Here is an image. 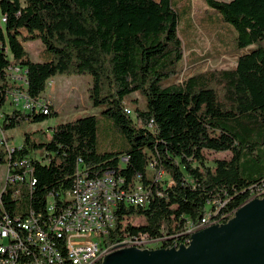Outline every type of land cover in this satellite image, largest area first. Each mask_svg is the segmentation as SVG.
<instances>
[{
	"label": "trees",
	"instance_id": "trees-1",
	"mask_svg": "<svg viewBox=\"0 0 264 264\" xmlns=\"http://www.w3.org/2000/svg\"><path fill=\"white\" fill-rule=\"evenodd\" d=\"M205 1L234 27L236 47L249 51L234 67L169 83L181 74L184 57L170 0H0V17L6 18L0 28V111L13 91L36 101L48 79L50 84L58 75H89L92 105L104 107L129 144L125 152L98 153L94 115L58 123L40 142L31 139L34 132H25L11 158L40 150L45 161L33 157V188L21 187L17 196L12 195L17 186L2 192L7 213L42 210L52 189L67 193L81 159L91 175L115 170L126 185L149 188L147 206L113 208L114 225L102 244L166 237L167 247L183 241L208 204L218 217L228 214L226 222L253 190L264 187V0ZM37 39L48 54L43 61L31 60L22 44ZM16 66L25 70V85L9 82L8 68ZM133 93L145 99V109L136 108L134 116L124 110ZM46 105L47 114L13 107L3 115L0 131L54 116L52 104ZM225 151L229 158L206 164L207 152ZM6 157L0 144V165ZM242 157L254 166L248 174L241 171ZM150 158L164 172L162 179L155 180ZM133 217L144 223L133 224Z\"/></svg>",
	"mask_w": 264,
	"mask_h": 264
},
{
	"label": "built area",
	"instance_id": "built-area-1",
	"mask_svg": "<svg viewBox=\"0 0 264 264\" xmlns=\"http://www.w3.org/2000/svg\"><path fill=\"white\" fill-rule=\"evenodd\" d=\"M5 22L6 18L0 17V28H3ZM5 53L8 54L6 50ZM8 78L15 81L18 79L19 83L23 81V85L26 84L25 70L19 66L8 68ZM46 85H50L49 79ZM10 95L14 96L15 105L21 102L25 110L34 107L43 114L49 112L46 101L42 98L31 101L17 90ZM124 110L128 114V109ZM148 127H152L151 122ZM0 133L3 137V132ZM2 139L0 144L7 152L8 162L0 195L6 188L18 185L33 188L37 183L36 177L33 176V157L26 155L12 159L10 154L14 148H9ZM125 163L126 160L121 159L119 166L124 167ZM149 164L154 168L155 180L162 179L164 172L157 167L156 159L150 158ZM168 184H171V180ZM21 190L14 188L12 195H19ZM148 195L149 188L145 184L128 186L125 178H120L115 170L105 171L98 176L91 175L82 160L78 159L69 195H61L57 188L50 190L42 210H30L23 216L10 215L3 209L0 198L1 264H96L104 252H111L113 249L164 247L163 240L166 237L134 243H120L115 240L102 244V237L107 236L109 227L114 225L113 208L118 204L125 207L147 206ZM263 196L264 187L253 190L252 197L248 200ZM217 215L216 210L208 209L199 223L184 231L182 242L173 240L167 247L178 248L181 244L187 245L192 233L222 223V220L228 217V214L220 217Z\"/></svg>",
	"mask_w": 264,
	"mask_h": 264
},
{
	"label": "rangeland",
	"instance_id": "rangeland-1",
	"mask_svg": "<svg viewBox=\"0 0 264 264\" xmlns=\"http://www.w3.org/2000/svg\"><path fill=\"white\" fill-rule=\"evenodd\" d=\"M172 8L177 12L178 23L177 30L182 41L184 57L181 60L182 72L177 78L169 81H182L185 78L198 74L204 70L214 68H231L236 64V59L239 55L248 52V48L238 49L234 38L236 31L234 27L222 20L220 13L210 7L205 0H170ZM228 1V0H223ZM26 55L33 61H43L47 59L48 54L44 51V47L40 40H32L23 42ZM70 77L74 80V90L70 86H66L65 92L58 84L59 78ZM16 79V78H14ZM10 82L19 83L13 79ZM56 81L55 93H48V87ZM91 82L89 75H58L51 79L49 86L42 96V100L52 104L54 102V116L47 118L44 121L30 123L20 121L15 128L4 131L3 137L0 133V139L5 142L9 148H15L22 143L25 132H34L30 135L31 139L40 142L49 138L51 127L54 125L70 121L86 115H94L96 117V143L95 148L98 153L103 152H125L129 148L128 141L121 130L114 124L112 118L103 113V106L89 105L90 99L88 96V87ZM20 83L23 84V81ZM68 97V98H67ZM136 99V102L131 101ZM125 105L128 107L130 114L134 116L136 108L145 109V99L138 93H133L125 100ZM13 95L8 97V101L0 111V122L3 115L10 112L12 109ZM21 106V102L19 103ZM16 106V105H15ZM32 157H38L42 162L43 154L40 150L37 153H32ZM230 157V152H207L206 164L213 166L215 159H227ZM251 162L242 157L241 171L243 174H248L252 170ZM254 167V166H253ZM7 169V163L0 165V187L4 182V175ZM22 185L17 186L21 189ZM20 195V194H19ZM208 209H211V204H208ZM133 224L144 223V218H130Z\"/></svg>",
	"mask_w": 264,
	"mask_h": 264
},
{
	"label": "water",
	"instance_id": "water-1",
	"mask_svg": "<svg viewBox=\"0 0 264 264\" xmlns=\"http://www.w3.org/2000/svg\"><path fill=\"white\" fill-rule=\"evenodd\" d=\"M100 264H264V196L244 202L226 222L192 233L187 245L123 248Z\"/></svg>",
	"mask_w": 264,
	"mask_h": 264
},
{
	"label": "crops",
	"instance_id": "crops-1",
	"mask_svg": "<svg viewBox=\"0 0 264 264\" xmlns=\"http://www.w3.org/2000/svg\"><path fill=\"white\" fill-rule=\"evenodd\" d=\"M50 83H51V79H50ZM56 81H52V84L48 87V89H49V92L48 93H55L57 90H58V88H56ZM58 84L61 86V90L63 91V92H65V91H67L65 88H66V86H70V89L71 90H74L75 89V87H74V84H75V82H74V80H72V78H70L69 76L68 77H65V78H59V80H58ZM68 98V97H67ZM13 99H14V96H13ZM46 103H48V104H50L49 102H46ZM91 102H89V105H91L90 104ZM15 104L16 103H14V100H13V103H12V108L13 107H15L16 109H19V110H21V111H23V112H26V110L24 109V108H22V106H20L19 104H17L16 106H15ZM52 106H54V102H52ZM51 134V133H50ZM50 134H48V136H50ZM19 146V145H18Z\"/></svg>",
	"mask_w": 264,
	"mask_h": 264
},
{
	"label": "bare ground",
	"instance_id": "bare-ground-1",
	"mask_svg": "<svg viewBox=\"0 0 264 264\" xmlns=\"http://www.w3.org/2000/svg\"><path fill=\"white\" fill-rule=\"evenodd\" d=\"M1 18H4V17L2 16ZM127 109H128V108H127ZM123 160H126V159L124 158ZM151 165H152V164H151ZM150 169H151L152 171H154L153 168H150ZM135 184H141V183H135ZM69 193H70V189H69V191H68L67 193H65L64 195H69ZM61 195H62V194H61ZM112 226H113V225H112ZM112 226L109 227V230L112 228ZM109 230H108V231H109ZM108 231H107V234H108ZM104 237H105V236L102 237V240H103ZM142 240H144V239H142ZM142 240L133 239V240H124V241H121V242L119 241V242H120V243H134V242H138V241H142ZM116 250H119V249H113L111 252L116 251ZM111 252H104V255L100 258V260L97 261L96 264L101 263L103 257L106 256L107 254L111 253ZM0 264H1V259H0Z\"/></svg>",
	"mask_w": 264,
	"mask_h": 264
}]
</instances>
